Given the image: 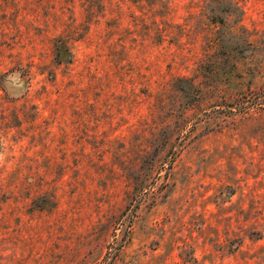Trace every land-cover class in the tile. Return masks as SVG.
Masks as SVG:
<instances>
[{"label": "rangeland", "instance_id": "374dc122", "mask_svg": "<svg viewBox=\"0 0 264 264\" xmlns=\"http://www.w3.org/2000/svg\"><path fill=\"white\" fill-rule=\"evenodd\" d=\"M0 264H264V0H0Z\"/></svg>", "mask_w": 264, "mask_h": 264}]
</instances>
